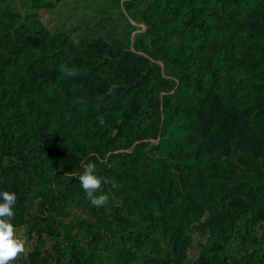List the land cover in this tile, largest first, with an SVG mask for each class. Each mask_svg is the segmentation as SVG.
<instances>
[{
    "label": "trees",
    "instance_id": "1",
    "mask_svg": "<svg viewBox=\"0 0 264 264\" xmlns=\"http://www.w3.org/2000/svg\"><path fill=\"white\" fill-rule=\"evenodd\" d=\"M31 2L0 6L21 264H264V0Z\"/></svg>",
    "mask_w": 264,
    "mask_h": 264
},
{
    "label": "clouds",
    "instance_id": "2",
    "mask_svg": "<svg viewBox=\"0 0 264 264\" xmlns=\"http://www.w3.org/2000/svg\"><path fill=\"white\" fill-rule=\"evenodd\" d=\"M60 68L62 72H66L68 75L74 74L64 65H61ZM82 166L84 172L78 176V179L86 198L97 208L105 206L109 201V195H97V192L102 189L104 180L95 174L96 165L85 162ZM66 175H72V173ZM0 199L3 201L0 202V264H10L21 253L25 252V242L16 236V229L11 222L15 215L13 209L17 203L16 194L8 191L0 192Z\"/></svg>",
    "mask_w": 264,
    "mask_h": 264
},
{
    "label": "rangeland",
    "instance_id": "3",
    "mask_svg": "<svg viewBox=\"0 0 264 264\" xmlns=\"http://www.w3.org/2000/svg\"><path fill=\"white\" fill-rule=\"evenodd\" d=\"M142 31L146 30V26H141ZM259 234H264V228L260 229ZM16 236L25 242V252L21 253L15 261L10 262V264H21L33 250V245L36 242V239H32L27 232L26 228H17ZM199 238L195 236L193 248L189 252V258L191 260H195L199 254Z\"/></svg>",
    "mask_w": 264,
    "mask_h": 264
},
{
    "label": "crops",
    "instance_id": "4",
    "mask_svg": "<svg viewBox=\"0 0 264 264\" xmlns=\"http://www.w3.org/2000/svg\"><path fill=\"white\" fill-rule=\"evenodd\" d=\"M0 6L3 11L12 7L13 11L23 16L29 13L32 14L33 11L31 0H0Z\"/></svg>",
    "mask_w": 264,
    "mask_h": 264
}]
</instances>
